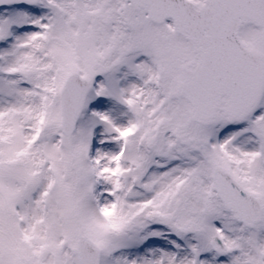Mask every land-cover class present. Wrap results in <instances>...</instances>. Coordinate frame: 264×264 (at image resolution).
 <instances>
[{
  "label": "snow or ice",
  "instance_id": "6c2138e0",
  "mask_svg": "<svg viewBox=\"0 0 264 264\" xmlns=\"http://www.w3.org/2000/svg\"><path fill=\"white\" fill-rule=\"evenodd\" d=\"M0 264H264V0H0Z\"/></svg>",
  "mask_w": 264,
  "mask_h": 264
}]
</instances>
